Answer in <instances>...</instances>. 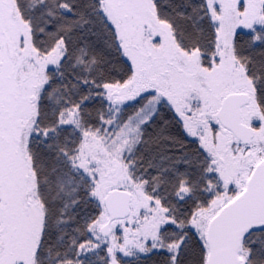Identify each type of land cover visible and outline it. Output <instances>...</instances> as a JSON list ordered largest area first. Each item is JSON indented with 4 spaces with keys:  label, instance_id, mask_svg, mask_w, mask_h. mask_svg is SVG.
I'll use <instances>...</instances> for the list:
<instances>
[{
    "label": "snow or ice",
    "instance_id": "6c2138e0",
    "mask_svg": "<svg viewBox=\"0 0 264 264\" xmlns=\"http://www.w3.org/2000/svg\"><path fill=\"white\" fill-rule=\"evenodd\" d=\"M0 264H264V0H0Z\"/></svg>",
    "mask_w": 264,
    "mask_h": 264
}]
</instances>
